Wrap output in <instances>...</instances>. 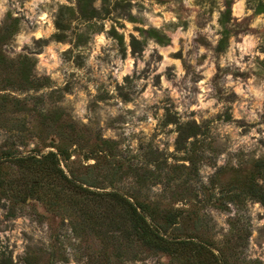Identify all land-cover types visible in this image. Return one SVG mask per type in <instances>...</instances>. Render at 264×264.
Masks as SVG:
<instances>
[{
  "label": "rangeland",
  "instance_id": "374dc122",
  "mask_svg": "<svg viewBox=\"0 0 264 264\" xmlns=\"http://www.w3.org/2000/svg\"><path fill=\"white\" fill-rule=\"evenodd\" d=\"M259 1L0 0V264H264Z\"/></svg>",
  "mask_w": 264,
  "mask_h": 264
},
{
  "label": "trees",
  "instance_id": "16d2710c",
  "mask_svg": "<svg viewBox=\"0 0 264 264\" xmlns=\"http://www.w3.org/2000/svg\"><path fill=\"white\" fill-rule=\"evenodd\" d=\"M93 1L94 0H78L79 9L82 10L84 8L83 6L85 5V8L87 6H90L95 11V8L93 7ZM103 4L105 6L107 5L106 0H104ZM255 13L257 15L264 14V3L263 2H261V1L257 2V6L255 8ZM230 15H231V11L228 10L227 13L224 14L223 19L221 21V23L224 27L223 39L220 42L221 47H224L230 38V31L226 27V23L228 21L227 19H229L226 17L227 16L230 17ZM55 25H56V29L58 32L53 36V40L55 42H64L65 41L66 28H65V25L63 24L62 19L57 17V21H56ZM144 32L146 33V35H145L146 38L144 41H141V40L137 39L136 37L132 38L131 48H132V51L134 53H141L143 51L144 46L147 43V40H154L157 44H159L161 46H167L171 42V39L168 36L161 33L157 29H150V30H147ZM109 34L111 35V37L114 40H116L118 42V44L122 48L125 47L124 37L122 35H120L116 29H112ZM181 137L182 136H180V138ZM60 173H63V172H60ZM65 180L68 184L74 185L75 187H78V185H76L73 181L69 180L67 177H65ZM82 189H84V188H82ZM253 191L255 193H261V196H260V198H258L259 199L258 201L264 204V188H261V190L254 189ZM113 196L117 197V198H121L124 201H126L130 205V207L132 208V211H133L132 216H134V218L137 220H142L143 226L142 227L137 226V229L139 230V233L141 234V237L143 238L145 243L151 247H154V248H159V249L163 248L161 243L162 242L167 243L166 239H164L163 237L160 236L159 232L155 229L153 224L148 223L146 216L143 217V215L139 214L137 207L134 206L129 200L122 198L118 193H114ZM145 213H147V212H145ZM147 215H148V217H151V219H152V216H150L148 213H147ZM5 264H12V263L7 262Z\"/></svg>",
  "mask_w": 264,
  "mask_h": 264
}]
</instances>
